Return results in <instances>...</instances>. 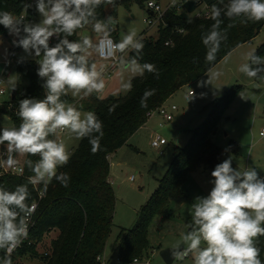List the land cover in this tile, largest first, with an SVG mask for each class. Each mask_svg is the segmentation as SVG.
Returning a JSON list of instances; mask_svg holds the SVG:
<instances>
[{
    "label": "clouds",
    "instance_id": "9594fccd",
    "mask_svg": "<svg viewBox=\"0 0 264 264\" xmlns=\"http://www.w3.org/2000/svg\"><path fill=\"white\" fill-rule=\"evenodd\" d=\"M116 0H36V11L41 16L38 23L25 22L9 11H0V25L14 36L12 43L20 47L39 65L37 75L44 83V98H24L19 101L17 115L19 126H0V145H7L6 163L14 168L18 161L14 154L38 156L25 164L31 170L27 183L14 190L0 187V249L5 256L0 264H12L11 254L29 235V224L36 211V203H29V185L39 189L43 196L55 179L67 188L70 176L59 173L67 165L72 153L58 133L67 132L76 140L88 139L92 154L101 150L104 136L103 123L93 111H82L62 97L85 98L93 94L103 98L106 84L103 69L93 56L114 61L121 74L120 91L124 94L133 88V79L151 73L159 78L155 64L141 63L144 48L137 31L130 29L116 42L111 33L117 21L108 16L97 18L102 5H115ZM223 7L213 4L210 18L213 23L202 31L201 41L206 49L205 62L213 64L227 32L236 23L264 21V0H219ZM31 4H25V12ZM224 18L230 23L226 27ZM190 22V21H189ZM91 25L93 35L81 34L78 40L70 37ZM203 28V26H201ZM52 38L56 43L50 46ZM131 54V55H130ZM228 57H225L227 61ZM247 63L239 71L249 79L264 81V56L249 52ZM21 57L18 62H23ZM194 64L198 59H193ZM127 74V78H125ZM221 71L208 70L207 80L199 87L211 85L219 79ZM11 91L17 87L16 76H9ZM191 91V97L194 93ZM155 89L145 90L140 106L147 108V101ZM242 98L243 94H241ZM116 105L109 108L113 111ZM227 151V149H226ZM22 171V170H21ZM213 180L207 196H197L191 204V223L171 247L173 260L191 256L193 264H264L255 241L264 236V177L255 168H233L229 157L217 164L211 172ZM42 186V188L40 187Z\"/></svg>",
    "mask_w": 264,
    "mask_h": 264
},
{
    "label": "trees",
    "instance_id": "16d2710c",
    "mask_svg": "<svg viewBox=\"0 0 264 264\" xmlns=\"http://www.w3.org/2000/svg\"><path fill=\"white\" fill-rule=\"evenodd\" d=\"M136 1L142 6L149 0ZM154 1L158 3L157 0ZM201 1L208 15L178 12L171 7L157 22L155 39L138 37L142 38L145 45L140 62L155 64L159 70L158 79L154 74L145 73L143 77L133 79L132 90L123 96L102 99L95 95L90 96L88 108L95 112L103 123L101 150L92 154L87 138L78 141L77 146L71 151L68 164L58 169V174L67 173L70 176L67 188L54 179L48 185L46 193L38 197L39 189H33L29 185V203L36 201L37 207L29 225L28 238L14 250L11 259L14 255L28 253L41 264H99L98 257L101 256L111 231L115 200L108 179L109 155L126 144L128 138L144 125L149 111L162 105L182 86L200 78L234 48L251 41L264 25V21L236 23L228 30V38L221 44L216 61L208 64L204 59L206 49L201 41V33L213 23L210 18L211 6L213 4L223 6L219 4V0ZM30 2L34 5L36 1L0 0V11H9L19 17L25 11L24 5ZM120 2L127 3L128 0ZM224 2L227 3V0ZM117 3L119 0H116L115 5L100 6L97 9V18L103 20L112 16L115 19ZM34 11L33 7H29L25 12L26 16L33 14ZM147 12L148 19H151L153 13L148 10ZM228 23L230 21L224 18L222 27H226ZM6 31L7 29L0 25V33ZM111 36L118 42L115 31ZM79 37L80 30H77L69 39L78 40ZM55 43L56 39L52 38L50 46ZM13 48L19 47L13 45ZM255 54L264 55V42ZM193 59H198V62L194 64ZM37 70L35 61L23 60L15 63L17 76L26 78L27 84L21 93L14 90L10 101L1 102L0 112L9 117L11 126L18 127L21 122L17 115L21 99L44 98L42 87L44 81L38 77ZM149 89H155V95L148 99L147 108H142L140 99L143 92ZM233 93L234 91H228L215 101L211 112L193 133L189 143L178 148L170 166L157 180L156 188L140 207L139 217L134 226L127 231L119 232L117 238L120 244L116 249L117 262L114 264H131L134 259L142 258L148 247L147 228L150 221L155 216H168L170 200L183 196L181 186L186 175L200 166L209 168L219 163V149L210 141L209 134ZM62 99L68 103L72 102L70 94ZM112 105L116 107L109 112ZM233 147L235 148V145ZM0 149L7 154L6 144L0 145ZM27 159L35 162L38 156H23V171L19 175L2 172L0 168V187L14 190L17 185L27 183L28 176L32 175L25 164ZM52 230L55 231V235L49 239V250L38 253L36 246ZM255 243L260 249V259L264 261V236L258 237ZM4 256L5 251L0 249V260Z\"/></svg>",
    "mask_w": 264,
    "mask_h": 264
},
{
    "label": "rangeland",
    "instance_id": "374dc122",
    "mask_svg": "<svg viewBox=\"0 0 264 264\" xmlns=\"http://www.w3.org/2000/svg\"><path fill=\"white\" fill-rule=\"evenodd\" d=\"M120 1L115 6L117 40L119 41L130 29H135L138 37L145 36L155 39L158 24L148 25L146 23L145 19L148 18L146 3L141 6L136 0H128L127 3ZM157 2L162 10L171 5L178 12L184 11L182 6L180 7L183 0H157ZM202 9L203 5H199L192 13L202 11ZM157 16L154 13V18ZM40 20L41 16L35 8L34 13L27 16L25 22L38 23ZM81 34L93 35L95 38L91 26L80 30ZM9 39L13 41L15 37L10 35L8 30L6 33H0V74L9 53L11 51L14 53V59L8 61L6 66L7 75L3 83L4 94L0 95V105L2 101L11 100L13 91L7 85L9 76H16L15 90L19 93L27 84L26 78L17 76L15 63L21 57H24V60L36 62V59L27 56L22 48L13 49V43H9ZM263 42L264 25L251 41L234 48L211 68L223 73L219 79L214 80L211 85L199 87L200 81L207 80V71L200 78L176 90L165 101V106L174 105L176 108L173 111L168 109L172 115L171 121L163 122L158 113L151 112L144 125L128 138L127 143L109 155V182L115 200L111 231L101 254V261L105 264L117 262L116 249L120 244L117 238L119 232L127 231L134 226L139 217L140 207L156 188L157 180L170 166L178 148L189 143L193 133L211 112L215 101L228 91H234V93L225 109L221 111L213 131L209 134L210 141L219 149V163L231 157L233 168L240 170L255 168L258 174L264 177V133L259 135L261 128H264V81L249 79L239 71L240 65L248 62L247 54L256 52ZM225 57H228L227 61ZM99 61H95L98 69L107 68L104 61H102L104 63ZM36 65L38 68L39 65L37 63ZM106 74L103 75L106 87L102 97L125 95L120 91L121 74L118 65L114 63L113 69ZM190 90L194 93L192 97ZM93 95L97 97L96 94ZM89 99L90 96L72 97L71 104L82 111H90ZM0 126H11L9 117L3 112H0ZM58 136L66 143L70 152L74 150L79 141L70 137L67 132H60ZM155 136L165 140L160 150L151 146V141ZM15 158L19 164H23V156L16 154ZM217 164L209 168L200 166L186 175L181 186L183 196L170 200L167 217H153L147 228L148 247L145 255L138 262L131 261V264H165L159 256V250L172 247L188 230L187 225L191 223V204L195 197L209 194L213 187L211 172ZM51 237V235L45 236L44 240L36 246L38 253L49 250ZM12 264L41 263L37 258L26 253L14 255ZM170 264H193V258L189 256L184 260H173Z\"/></svg>",
    "mask_w": 264,
    "mask_h": 264
},
{
    "label": "built area",
    "instance_id": "2783aa9c",
    "mask_svg": "<svg viewBox=\"0 0 264 264\" xmlns=\"http://www.w3.org/2000/svg\"><path fill=\"white\" fill-rule=\"evenodd\" d=\"M29 4H31L32 6L31 7H33L34 9L36 8L35 7V4L33 5V3L32 2H30ZM145 6H146V9L148 10V11H150V12H152L153 14H152V19H145V21H146V23L147 24H149V25H152V24H155V23H157L160 19H161V17H162V15H163V13L167 10V9H170L172 6L170 5V6H168V7H166L165 9H161V7H160V5L158 4V3H156L154 0H149V1H147L146 2V4H145ZM182 5H180V7H181ZM182 8V7H181ZM154 13H156L158 16L156 17V18H154ZM193 14H195V15H208V12L205 10V8L203 7V9H202V11H198V12H194ZM156 16V15H155ZM19 17H24L25 18V21H26V19H27V16H26V13H25V11H23L20 15H19ZM18 17V18H19ZM28 21H31V19H28ZM113 39V38H112ZM14 49V48H13ZM98 57V56H97ZM99 58V57H98ZM14 59V53L11 51L10 53H9V55H8V57H7V60L6 61H4V67H3V69H2V72H1V74H0V95H2V94H4V88H3V83H4V81H5V75H7V70H6V66H7V63H8V61H12ZM99 59H101V58H99ZM101 60H103V59H101ZM104 61H109V62H111V64H110V66H108L107 68H103V75L104 74H106V73H108L109 74V72L113 69V67H114V61H111V60H104ZM107 75V74H106ZM189 93H191V91H189ZM168 109L170 110V111H173V110H175L176 108H175V106L174 105H171V106H169V108H167V106H165L164 105V103L162 104V105H160V106H158L157 108H155L154 110H152V111H149L148 113H147V117L149 116V114L151 113V112H156V113H158L160 116H161V118H162V121L163 122H167V121H170L171 119H172V115H171V113L168 111ZM263 133H264V128H261V130H260V132H259V135H263ZM165 144V140L163 139V138H161V137H159V136H155V137H153V139H152V141H151V146L152 147H154V148H156V149H158V150H160L161 149V147L163 146ZM6 156V152L5 151H3L2 152V150L0 149V161H2V160H5V157ZM0 168H1V171L2 172H8V173H11V174H15V175H19V174H21L22 173V171H23V165L22 164H19V163H17V165L14 167V168H8L7 167V165H6V163H0ZM22 170V171H21ZM41 196V194H40V191H38V197H40ZM33 202H35L36 203V201H33ZM32 219V218H31ZM30 223H31V221H30ZM30 225V224H29ZM14 252V251H13ZM12 252V253H13ZM98 260H99V264H105L104 263V261H101V256L100 257H98ZM138 260L139 259H134L133 260V262L135 263V262H138Z\"/></svg>",
    "mask_w": 264,
    "mask_h": 264
},
{
    "label": "water",
    "instance_id": "95a60500",
    "mask_svg": "<svg viewBox=\"0 0 264 264\" xmlns=\"http://www.w3.org/2000/svg\"><path fill=\"white\" fill-rule=\"evenodd\" d=\"M201 4H202L201 0H197V1L185 0L182 3V8L186 13L190 14L195 10V8L197 6H199ZM150 13H152V12H150ZM8 42L12 43V40L9 39ZM11 97H13V92L11 94ZM170 249H171V247H165V248H162L159 250V256L165 264H170L173 261V257L171 256V250Z\"/></svg>",
    "mask_w": 264,
    "mask_h": 264
},
{
    "label": "crops",
    "instance_id": "0c3cea01",
    "mask_svg": "<svg viewBox=\"0 0 264 264\" xmlns=\"http://www.w3.org/2000/svg\"><path fill=\"white\" fill-rule=\"evenodd\" d=\"M93 59H94L95 61H99V60H101V59H99V58H98L97 56H95V55L93 56ZM102 61H104V60H101V61H99V62H101V63H104V62H105V64L107 65L106 67L110 66V64H111V63H109V61H104V62H102ZM164 103H165V102H164ZM167 108H169V107H167ZM171 120H172V119H171ZM171 120H170V121H171ZM167 122H168V121H167ZM6 155H7V154H6ZM4 158H5V160H6V156H5ZM108 179H109V176H108ZM50 235H51L52 237H54V235H55V231H53V230L50 231L46 236H50ZM52 237H51V238H52ZM105 262H106V261H105ZM106 263H107V262H106Z\"/></svg>",
    "mask_w": 264,
    "mask_h": 264
}]
</instances>
